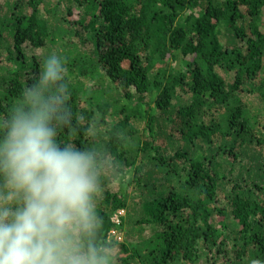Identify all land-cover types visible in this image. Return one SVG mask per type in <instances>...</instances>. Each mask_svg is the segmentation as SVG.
Returning <instances> with one entry per match:
<instances>
[{
  "label": "trees",
  "instance_id": "1",
  "mask_svg": "<svg viewBox=\"0 0 264 264\" xmlns=\"http://www.w3.org/2000/svg\"><path fill=\"white\" fill-rule=\"evenodd\" d=\"M263 25L264 0H0V118L63 59L92 131L60 142L123 165L98 202L116 264L264 262Z\"/></svg>",
  "mask_w": 264,
  "mask_h": 264
},
{
  "label": "clouds",
  "instance_id": "2",
  "mask_svg": "<svg viewBox=\"0 0 264 264\" xmlns=\"http://www.w3.org/2000/svg\"><path fill=\"white\" fill-rule=\"evenodd\" d=\"M0 118V264H116L98 202L123 165L95 147L61 143L81 131L69 104L67 68L55 53ZM251 264H264L253 260Z\"/></svg>",
  "mask_w": 264,
  "mask_h": 264
},
{
  "label": "built area",
  "instance_id": "3",
  "mask_svg": "<svg viewBox=\"0 0 264 264\" xmlns=\"http://www.w3.org/2000/svg\"><path fill=\"white\" fill-rule=\"evenodd\" d=\"M124 215H125V214H124V211H123V210L118 211V212L114 215V217H113V219H112V222H113L115 225L119 226V225L121 224V217H123ZM110 236L115 237V238H117V239H120V237H119V235H118V232H117V230H115V229H113V230L110 232Z\"/></svg>",
  "mask_w": 264,
  "mask_h": 264
},
{
  "label": "rangeland",
  "instance_id": "4",
  "mask_svg": "<svg viewBox=\"0 0 264 264\" xmlns=\"http://www.w3.org/2000/svg\"><path fill=\"white\" fill-rule=\"evenodd\" d=\"M263 29H264V25H263ZM125 212H126L125 219L127 220L130 216V212H128V210H125ZM121 236H123V237H121V240H116L117 243H123L126 240L125 234L121 233ZM123 239H124V241H123ZM110 240H114L113 237H112V239L110 238ZM118 250H119V248H118Z\"/></svg>",
  "mask_w": 264,
  "mask_h": 264
}]
</instances>
